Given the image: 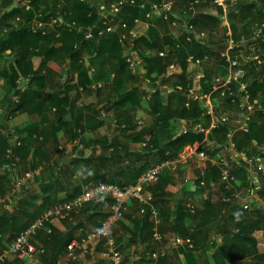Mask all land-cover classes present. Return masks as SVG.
Returning <instances> with one entry per match:
<instances>
[{
  "label": "crops",
  "instance_id": "1",
  "mask_svg": "<svg viewBox=\"0 0 264 264\" xmlns=\"http://www.w3.org/2000/svg\"><path fill=\"white\" fill-rule=\"evenodd\" d=\"M100 60L105 64L109 62L106 58L105 61L102 58ZM97 61L99 58L95 60L84 58L82 63H75L72 66L71 60H66L63 68L65 69L66 63H69V67L75 66L77 71L73 74L69 73V76L65 73L62 76V84H68L70 80H73L76 86L62 89L58 88L56 82L58 78L52 74V70L57 72L59 69L57 63L55 59L49 61L47 67L52 73L46 74L45 80H42L44 86L39 90L43 93L41 99L36 97L37 90L33 87V93H31L33 99L30 102L32 105L28 107L31 108V113L27 116L28 122H0V250H3L22 230L32 224L42 212L55 203L66 200L77 188H83L84 181L91 178L93 181H115L121 185L130 183V174L133 170L130 154L146 153L143 149L145 145L143 141L134 142L129 134L124 133L128 130L126 124H121L120 127L114 124L115 118L120 117L119 112L126 110L129 104H126L127 106L123 109L116 108L114 105L113 108L109 105H102L99 108L100 104H97L99 95L104 94L101 89L108 84L105 78L100 75L102 80L92 82L91 85H86V88L82 85L80 70L84 68L89 79H93L94 75L100 71L95 64ZM138 69H141V73L146 70L143 65ZM126 72L130 73L128 68ZM117 75L120 76V73L113 71L110 81ZM111 84L108 85L111 86ZM54 85L57 87L53 88ZM108 92L114 93L112 90ZM87 94L91 96L89 99H85ZM56 98L61 101L63 98H68V101L62 102V104H68L64 106L61 104V107H58ZM75 98L80 102L89 100L90 104L87 105H92L94 109L91 112L82 110L83 126H86L87 119L88 122L89 120L95 122L94 116L99 119L101 111L107 112L104 115L106 122L93 131L85 129L78 140L65 145L63 142L67 141L70 131L77 125L80 114L75 120V126H71L68 124L72 122L71 114L63 108H70ZM53 112H57L58 115H54ZM1 118L3 117L0 116ZM96 122L99 121L96 120ZM67 128L70 131H67ZM209 133L205 134L201 143L185 148L177 160L165 162L160 180L146 188V196L154 202L153 205L159 212L160 232L167 238L180 236V234L187 235L188 239L192 240L193 246L171 250L168 244L166 248L155 244L152 238L153 223L151 222L153 225L151 230L143 229L139 205L131 202L124 219L116 227L117 241L119 249L125 256V264H154L151 260L148 261L147 257L160 250H165L169 258L171 255L176 256L179 264H245L251 261L250 254L245 259L230 261L224 258L222 263L220 259L223 258L213 259L211 251L207 248L208 242L211 243L212 239H216L215 244L220 245L222 237L228 240L227 238L238 236L240 229L243 230L242 238L246 233V237L252 236L257 240L258 243L254 248L255 256L264 255V201L259 200L254 191L251 190L249 193L245 191L242 178L249 174L255 184L259 183V178L255 174L254 158H249L246 153H237L232 149L217 150L216 143L209 138ZM13 135L18 136L21 146H15L9 155V145L12 146ZM84 136H87L85 137L87 140L91 138L88 141L94 144V150L84 156V159L88 160L82 163L81 160L71 158L69 154L82 148L81 137ZM7 137H9L8 141ZM113 143L117 145H112ZM103 145L111 147L103 149ZM201 147L206 150L207 161L205 162H201L198 158ZM226 156L245 164L243 167L240 165L243 170H237V167L232 166V170L236 172L235 188L222 183L219 178L221 171L218 162ZM57 157H61L60 163L55 162ZM37 163L40 164L39 167ZM202 166L207 170V176L211 182L206 187H200L196 181L198 169ZM235 189L245 194V199L234 204L223 205L220 196L231 195ZM247 196L249 201L246 200ZM190 203L195 206L198 214L193 218H186L183 208L188 207ZM246 203L249 206L248 210L243 209ZM86 209L74 213L68 220L56 221L53 224L52 241L68 236L75 239L79 237V229L87 233L96 230L104 218L101 214L107 215L108 212L107 208L96 209L95 212L91 210L86 212ZM177 213L182 216L178 222L176 221ZM79 224L82 227L78 226ZM248 228L250 230H247ZM46 241L50 242L45 233L41 232L36 243L38 246L47 248L50 253V245ZM252 248L249 243H232L227 246V253L231 256L241 249L253 250ZM103 249V246L92 248L90 254L84 258L66 264H105L101 259ZM181 249H193L192 257L186 259L180 252ZM6 264L54 263L47 255L34 261L10 259Z\"/></svg>",
  "mask_w": 264,
  "mask_h": 264
},
{
  "label": "trees",
  "instance_id": "2",
  "mask_svg": "<svg viewBox=\"0 0 264 264\" xmlns=\"http://www.w3.org/2000/svg\"><path fill=\"white\" fill-rule=\"evenodd\" d=\"M113 1L114 0H111V2ZM127 1H128L127 5L123 7V10L119 15V17L115 19V23L117 24L125 23L128 25V28L130 30L132 29L131 26L133 19H137L144 24L145 23L149 24L150 22H152L151 19L152 17H147V15L152 13V8L154 5H161L164 0H127ZM173 1L176 4L180 3L183 4L185 7L189 8L190 6H193L191 4H195L198 0H173ZM2 2L8 4V8L5 13V16L9 18H14L16 20L18 19L19 23L15 28L10 30L9 36H7V38L1 44V48H0L1 50H5L8 47H16L18 50H20L21 53H27L28 51L29 52L37 51V53L44 58L45 63H48L49 61H52L55 58H61L64 60H71L72 66L75 63H82L81 61H83L84 58H90L91 60H93L96 56L104 57L108 53L113 52L115 54H120L122 52L123 43L120 40V36L118 32L117 33L111 32L99 36V32L101 30L106 29V26H104L103 24L105 21L101 16L100 10H97L96 8L91 6L88 0H72V2H70V0H64L63 8H57V6H53L49 14H46L44 19L42 20L36 19L37 16L35 15L33 9L32 10L29 9L28 11L22 12V10L18 6L12 9L13 5L15 4H13L11 0H0V3ZM10 9L12 10L9 11ZM174 9L176 10L177 7L175 6ZM126 15H130L132 18L128 20L127 17H124ZM21 16L22 18H20ZM56 16L57 19H59L60 26H57L56 29L54 28L52 32H46V30L44 29L45 34L43 35L42 31H38L35 33L32 31L31 25L33 22L37 21L46 24L48 20L51 21ZM152 16H156L159 21L163 20L162 15H157L154 13ZM57 19H54L56 24L59 23ZM216 19L217 18L212 15L206 16L205 14H200L199 16H192L188 20L183 21L182 23L179 24L181 27L182 25H186L187 27L184 31L185 33H183V37H181L183 43L176 40V38L170 37L169 40L167 41V44L169 45L170 48L169 53L167 52L168 54H166L165 57H158V61L156 62H154L155 61L154 57L145 58L141 56V58H143L142 65L147 69L148 77L153 82L151 84L152 86H155L154 82L157 81V78L159 77L158 75L164 73L170 65H174L175 74L177 73V78H178L177 87L168 97L166 104H164L162 101L160 91H156L154 96H152L150 100L151 107L148 113V115L151 118V122L140 132V134H138L139 136L133 138V141L137 143L143 141L145 138H148L147 143L148 145H151V148L146 149V153L143 155H137L135 153L130 154L133 160V170L132 173L130 174V180H131L130 183L126 185H121L120 183H117L115 181H106V180L91 181L90 178L86 180L88 181L86 184H88L89 182L110 183V184L118 185L121 188H126L129 184L130 185L134 184L139 178V176L142 173L149 170L150 168L162 166L167 161L177 160L179 154L182 153L185 148L194 147L196 144H199L203 141L204 133L202 132H195L193 129H189L188 131L184 130L186 131V133L184 134H179L177 136H170V130L172 128L174 120L186 121L188 123L198 124L202 119H207L208 121L212 119L211 115L208 113V110L205 107H203L201 103L205 100L206 96L211 95V98L213 99L215 96L219 95V93H221L222 91L214 92L213 91L214 86L212 84L206 85L203 83L199 92H197V94H199L203 98V100L200 99L195 100L192 96H190L189 90L192 89L191 71L195 67V65L194 63L189 62L188 58L189 56H193L194 61L198 59L204 60L205 58L209 59L212 55L213 49L208 43L203 42L202 40L192 39V41H190L187 39L189 38L188 34L193 35L194 38L197 34L203 32L204 27H206L208 24H213L214 22H216ZM176 21L177 20L173 17V15L172 16L170 15L169 20L167 22L168 25L172 27L174 22ZM2 25L3 27L4 25L5 27H10L9 24L5 22V20L0 21V29ZM88 29H92L93 36L91 39H85V34L87 33ZM79 30L81 31L79 32ZM175 30H177V28ZM178 31L180 33L183 32L182 28L180 27L178 28ZM234 34H235V41H238L239 40L238 36H236L235 32ZM156 36L157 35H155L154 30H151L150 28L149 32L147 31L145 34L140 35L135 40L136 48L142 45L144 46V49L152 52L156 49L155 47L159 46L160 48L159 50H161L162 52L157 51L156 54L159 55L160 53H164L163 44L160 39L156 38ZM57 44H59V47L56 46ZM160 44H162L161 47ZM23 59H24L23 56L19 54L18 58L16 59V62L18 63L19 66H21V62ZM116 60H117V64L120 66L118 73L120 74L126 73V69L129 68L126 58H119ZM255 64H256L255 62H251L248 65H243L242 67L239 66L238 68L234 69L235 72L241 71L243 75L240 78V81H236L230 86V92H226V94L224 95L228 103L236 101L239 104H242L244 98L248 96L249 102L251 101V103L254 104L255 100L258 99V97L261 95V89L263 87L261 86L262 84H258V80L261 78V76L260 75L257 76L252 82L247 81V77H250L251 74L254 72ZM83 69L84 68L80 70L82 71L80 72V77H81L82 85L85 88L86 85H91L92 82L95 81L97 82L102 80V78L100 77L101 75L100 71H98V73L94 75L93 79H89L88 73ZM17 71L14 70L12 75L10 76L9 85L11 90L14 92V96L20 97L19 103L15 104L13 102L14 106H16V110H22L26 105L28 104L32 105V103L30 102L31 99L33 98L31 97V93L30 94L27 93L28 86L24 93L17 91L18 84L16 82L19 78ZM154 72L156 73L155 77L152 75V73ZM108 78H105V81L108 84L112 83L111 86H113V89H116V84L125 87V81L127 82L131 81L132 84H135L138 80V76L134 74H128V80L125 81L122 80L121 78L117 82H115L114 79L112 81H109ZM43 79L44 76H40L39 74L37 81L39 87L44 86L43 84L44 82L42 81ZM33 80H34L33 78L30 79V82H32ZM241 85H245L244 91H240ZM178 87H181V90H178L177 89ZM113 96L115 97L114 99H117L114 105L116 108L122 107L121 109H123V107L127 106L126 104H129L130 108L133 109L136 106H139L141 102L140 96L138 95L134 87H130L124 92L113 93ZM55 100L58 104L57 106L61 107L63 100L64 102L68 101V98L65 99L63 98L62 101L59 100L58 98H56ZM66 104L68 103H63L62 105L64 106ZM251 106L253 107V105ZM244 113H247V111L245 112L244 109H242L240 113L241 120H242V115ZM120 115L121 112H119L118 116ZM96 120L99 122H96ZM93 121L95 122H90V120L88 122L87 119L86 126H83L82 123L84 122V116L80 114L79 118L77 119V125L72 129L74 136L79 137L81 133L85 131V129H87L88 131H93L104 124V122L97 119L96 116H94ZM126 123H127L126 124L127 128H129L128 122ZM220 124H218V127L216 129H212L209 134L210 140L216 143L217 150H223L227 146H229L230 135H232L231 143L234 145V151H236L237 153H246L247 157L250 158L252 151L250 148L254 144L255 153L253 154L252 157L254 159L256 157H260L264 163V109L263 111L254 110L250 114L249 119L243 122L242 126L244 125L245 128L241 129L243 133L241 138L235 139L236 133L234 132L233 129H231L228 126V124L225 123H220ZM8 138L9 137H7L6 139L7 141ZM112 145H117V144L113 143ZM11 147L12 146L10 144L9 148ZM102 147L103 149H110L111 146L108 145L106 147L103 145ZM226 159L229 162L232 174L236 178V172L234 173V171L232 170V166L237 167V170H243L242 167L245 164L241 161H237L236 159L230 156H226ZM255 174L259 178V183L255 184L254 180H252V178L249 177L248 174L246 177H242L244 180V188L247 193H249V191L251 190L254 191V193H256L257 195V198L261 201H264V173L256 172ZM197 175H198L197 183L199 185L202 178L199 173ZM204 180L207 186L210 185L211 182L209 180V176H207V170ZM82 190L83 188L80 187L77 188V190L74 193H72V195H69L66 200L59 201L54 205L71 200L72 198L81 194ZM110 203L111 200L109 198L105 200L94 201L86 205L85 207L87 208L86 212H88L89 210L95 212L96 209L103 210V208H107ZM183 211H184V216L186 218H193L198 214L196 211L195 214L193 215L190 214L189 209L187 207H184ZM237 215H239V213ZM101 216H104L103 220H105L109 216V212H107V215L101 214ZM181 217L182 216H180V214L177 213L176 221L177 222L180 221ZM78 226L82 227L80 224ZM141 226L143 227V229L144 228L145 229L147 228L148 230L152 229L153 225L149 221L148 215L142 217ZM177 230L178 228L176 227V231ZM247 230H250V228H248ZM41 232H44L48 240L50 241V242L46 241V243L50 245V253H48L47 248H44L46 253L43 256L45 257L48 255L50 259H52L53 263L56 264L59 257L65 254L68 244L74 238L72 236H68L65 238H58L53 242L52 241L53 240L52 238H54L53 229L51 234H47L45 231H41ZM242 233L243 230L240 229V234L238 236H234L233 238H227L228 240H225V238L222 237V242L220 243V245H216L214 242L212 244L208 242L207 248L209 251H211L212 258L216 260L219 258H223L220 259L222 260L221 261L222 263L224 262V258H227L230 261H232L233 259H245L247 255L250 254V251H254V248L256 247L258 242L252 236L246 237V233H244V237L242 238L241 237L243 236ZM180 236H182L183 238H188L187 235L180 234ZM232 243L235 244L249 243L253 247L252 248L253 250L241 249L230 256V254L227 253V246ZM180 252L184 255L186 259L187 258L190 259L192 257L193 249L192 250L181 249ZM168 258L169 257L165 255L164 257H159L157 260H152V259L150 260L154 264H166L170 259Z\"/></svg>",
  "mask_w": 264,
  "mask_h": 264
},
{
  "label": "rangeland",
  "instance_id": "3",
  "mask_svg": "<svg viewBox=\"0 0 264 264\" xmlns=\"http://www.w3.org/2000/svg\"><path fill=\"white\" fill-rule=\"evenodd\" d=\"M13 4L18 6L22 12L28 11L29 9H33L35 12V15L37 16V20L44 19L46 14H49L50 10L53 8V6H57V8H63L64 7V0H11ZM72 2V0H70ZM89 4L96 8L97 10H100L103 8H108L109 3L111 0H88ZM172 3L173 10L172 12L177 16V21L175 22L177 27L175 26H169L167 20L163 19L162 21H159L156 16H152V22L149 24L142 23L139 20V23L136 24L137 19H133L132 21V29L136 32H139L140 35L145 34L147 31L154 30V33L156 38L160 39L163 48H164V55L169 53V45L167 44V41L170 37L176 38L179 42L183 43L182 38L183 33H185V29L187 28L186 25H182V27L179 25L183 21L188 20L192 16H199L200 14H205L206 16L212 15L216 17V22L213 24H208L206 27H204L203 32L197 34L194 38L193 35L188 34V39L192 41V39L202 40L203 42L208 43L213 51L211 57L202 63L200 66L194 67L191 71V77H192V89L189 91H193L195 93L199 92L202 84H212L215 86L223 87L230 81L229 87L235 82L234 79L231 78V76L234 78V69H231L230 61H236L239 66L248 65L251 62H255V68L254 72L251 74L250 77H247V81L252 82L257 76H261V78L258 80V84H262L263 87L261 89V95L258 97V99L255 100L254 104L251 103V101L248 103L253 105L252 112L254 110H261L264 109V0H198L195 4H191L193 6L185 7L183 4L175 3L173 0H164L162 4L166 3ZM161 4V5H162ZM180 4V5H179ZM177 7L175 10L174 7ZM8 4L7 3H0V21L5 20L7 24H9L10 27H3L1 26L0 29V48L2 42L9 36V32L11 29L15 28L17 24L19 23V20L14 18H9L5 16V13L7 11ZM158 15V14H157ZM124 17H127L128 20H130L132 17L130 15H126ZM22 18V16L20 17ZM57 19V16L54 18ZM52 19L51 21L48 20L46 22L45 30L46 32H52L54 28L56 29L57 26H60L59 19L57 21L59 23L56 24V22ZM35 22L32 23V25ZM31 25V26H32ZM148 25V26H147ZM182 28L183 32H179L178 28ZM177 28V30H175ZM261 31V32H260ZM38 32V31H36ZM120 33V31H118ZM238 36L239 40L235 41V34ZM257 32V33H256ZM35 33V32H34ZM87 34V33H86ZM85 34V35H86ZM86 39V38H85ZM232 41L235 42L232 43ZM123 43V49L120 54L115 53H108L104 57H98L96 56L94 58H99V61H97L95 64L100 65V72L103 78H108L110 81L112 79V72L116 71L118 72L119 65L117 64V60L119 58H126V56L129 55L128 53V43ZM160 44V47L162 46ZM58 47V44L56 45ZM43 48V47H42ZM156 49L152 52L147 51L144 49V46L140 45L138 48H136L135 45V51L140 60H143L141 56L145 58L154 57L155 61H158V57H161V53L159 55L156 54L159 50V46L155 47ZM233 49V50H232ZM166 51V52H165ZM162 52V51H161ZM168 52V53H167ZM19 54L23 56V60L21 62V66L18 65L16 62V59L18 58ZM103 59L105 61L109 60L108 63H102L100 62V59ZM157 58V59H156ZM55 63H57V67L59 68L56 71L52 70V72L48 69L47 63H45L44 58L37 53V51L33 52H27V53H21L20 50H18L16 47H8L5 50L0 49V112L3 110V113L0 114L3 118L0 119V122H28L27 116L29 113H31V108H28L30 105H26L22 110H16V106L13 104V98L14 94L13 91L10 88L9 80L10 76L12 75L13 71H17L18 73V80L17 84L21 82H27L28 85V91L27 93H33V87L36 88V97L38 99L42 98V92L39 91L40 87L38 86V77L44 76L46 78V74L52 73L54 77L58 78V81H56L58 84V88L62 89L65 88H74L76 86L75 83H73V80H70V83L62 84V76L66 73V75L69 76V73L73 74L77 71V67H69V63H66V68H63V65L65 64L64 59L61 58H55ZM70 65H72L70 63ZM57 69V68H56ZM146 69V68H145ZM130 71L129 74H133L130 68H128ZM140 70V72H139ZM21 72V73H20ZM45 72V73H44ZM146 72V73H145ZM145 72L141 73V69H137L136 76H139L137 82L135 84H132L131 81L127 82L125 80H128L127 72L117 75L116 78H113L115 82H117L120 78L125 81V87L119 86L116 84V89H113L110 85L106 84V87H103L102 92L104 94L99 95V100L97 104L99 105V108L103 105H109L113 108V105H115V102L117 99H114L113 93H109L108 90H112V92L115 90L114 93L124 92L125 90L129 89L130 87H134L136 89V92L140 96V105L136 106L135 108L131 109L130 106L126 108V110L121 112V115L119 118H115L114 124L119 127L121 124H129V128L127 131H122L125 134H129L131 138H136L139 136L140 132L148 126L151 122V118L148 115L151 107V98L154 96L156 91H160V95L162 98V101L164 103L167 102L168 97L171 95V93L174 91V89L177 87V73L175 74V68L174 70L167 69L164 73L159 74L157 81L154 82L155 86H152L153 83L147 74V69ZM246 72V71H245ZM155 72L152 73V75L155 77ZM233 74V75H232ZM36 77H34V76ZM243 75V74H242ZM152 76V77H153ZM34 79L32 82H30V79ZM66 82V81H65ZM66 84V85H65ZM176 85V86H175ZM57 87L56 85L53 86V88ZM181 90V87H178ZM117 90V91H116ZM94 92H96L94 90ZM91 97L89 94L85 97V99H89ZM77 98L72 101V104L70 108H63L64 110L68 111L71 114L72 122L68 123L71 124V126H75V120L79 114L82 113V110H89L90 112L93 111L92 105L90 104L89 100L86 102L84 101H78ZM212 100V101H211ZM210 102L208 101V98H206L201 104L205 108H213V116L216 121V123H225L228 124V126L234 130L235 139L242 137V131L241 126L243 124V121L240 119V113H241V106L238 102L234 101L231 103H228L225 99V96H223L221 93L219 95L215 96L213 99H211ZM7 108V109H5ZM26 108V109H25ZM96 109V108H95ZM130 110V111H128ZM135 110V111H133ZM88 111V112H89ZM246 112V109L244 110ZM52 112V111H51ZM99 113V120L106 122L104 115L107 114V112ZM125 112V113H123ZM54 115H58L57 112H53ZM242 115V114H241ZM54 116V117H56ZM103 118V119H102ZM113 122V121H112ZM172 128L170 130V136H177L179 135L180 131L183 130H189V129H195L197 127L202 128L204 132H211V126H212V119H202L200 123L198 124H192V123H182L186 121H173ZM74 124V125H73ZM221 125V124H220ZM115 129H119L115 127ZM59 131V130H58ZM67 131H70L69 128H67ZM89 133V132H88ZM83 133H81L82 135ZM210 134V133H209ZM220 134V133H219ZM218 134V135H219ZM85 137H81L82 141V148L80 150H74L71 154V158L75 160H81L82 163L88 160L87 158L84 159V156L87 153H92L94 150V144L91 141H88L90 139H85ZM80 136L76 137L73 134V131H70V134L67 138L66 142H63L65 145H69V143L74 142L78 140ZM64 141V140H62ZM142 142V141H141ZM148 138H145L142 143L145 145L143 146V149L151 148V145H148ZM148 145V146H147ZM251 156L255 153L254 150V144L250 148ZM13 152V151H12ZM137 155H141L138 152H135ZM56 163L61 162V157H57ZM39 163H37V167H39ZM197 176V175H196ZM198 176L196 177V181ZM220 178V177H219ZM92 181V179H90ZM89 180V181H90ZM88 181H84L86 184ZM81 190V189H80ZM223 196H220L221 203L223 204ZM224 205V204H223ZM160 246V245H159ZM148 261L149 256L147 257ZM250 262H246L245 264H264V255L263 256H255L254 251H250ZM166 264H179L178 259L176 256L171 255L170 259Z\"/></svg>",
  "mask_w": 264,
  "mask_h": 264
},
{
  "label": "built area",
  "instance_id": "4",
  "mask_svg": "<svg viewBox=\"0 0 264 264\" xmlns=\"http://www.w3.org/2000/svg\"><path fill=\"white\" fill-rule=\"evenodd\" d=\"M127 0H114L110 3L108 8H101V16L104 19V26L106 29L101 30L99 32V36H102L107 33L111 32H118L120 36L121 42L128 43V53L129 55L126 56V61L132 73L136 75L137 69L139 66L142 65V60H140L135 51V40L140 36L139 32L134 31L133 29L128 28V25L117 24L115 23V19L119 17L121 14L123 7L127 5ZM133 3V2H131ZM173 5L172 3L168 2L162 5H154L152 8V13L148 14L147 17H152V15L158 14L162 15L163 19L169 20L170 15L177 19V16L172 12ZM139 21H136L138 24ZM148 26V25H147ZM173 26L177 27L176 23L174 22ZM46 25L43 22H37L31 26L32 31H42V34H45ZM93 36L92 29H89L87 34L85 35L86 39H91ZM232 43H234L232 41ZM161 57H165L164 53L160 54ZM193 56H189L188 61L194 63L195 67L200 66L202 63L207 61L208 59L205 58L204 60H193ZM231 69H235L238 66L236 61H230ZM171 70H174V65H170L168 67ZM241 71H234V78L231 76L234 81H240L242 77ZM233 75V74H232ZM65 81V80H64ZM230 81L224 85L223 87L215 86L214 92L222 91L221 94L224 96L226 92H230ZM28 83L21 82L18 83L17 91L24 93L27 89ZM180 90L179 88H177ZM245 90V85H241L240 91ZM189 95L192 96L195 100L203 98L193 92L189 91ZM208 98V101L211 100V95L206 96L205 99ZM248 96L244 98L242 104H240L241 109H246L247 113L242 115L243 122L249 119L250 114L252 113L253 107L248 103ZM19 96H14L13 102L15 104L19 103ZM208 113L212 117V129H216L218 127V123H216L214 116H213V108H206ZM244 126V125H243ZM241 129H244V127ZM195 132H202L208 134V132H204L202 128H195ZM186 133L183 131L181 134ZM13 143L12 147L10 148L9 155L12 153V149L14 147L21 146V143L18 139V136L13 135ZM232 135H230V145L226 147V149L234 150V145L231 143ZM198 158L201 162L207 161V154L206 150L201 147V150L198 153ZM255 164V171L257 173H264V163L260 157H256L253 161ZM218 166L220 167V181L231 188H235L234 184L236 182L235 176L232 174L229 162L226 158H222L218 162ZM164 170V165L152 167L146 172L142 173L137 181L127 186L126 188H121L118 185L110 184V183H93L89 182L83 187L82 193L77 195L76 197L72 198L71 200L58 203L53 207L45 210L42 212L36 220L30 224L26 229H24L11 243H9L3 250H0V264H6L10 259L18 260V261H34L39 257L45 255L46 251L43 247L38 246L36 243V239L38 234L41 231H45L47 234L52 233L53 224L56 221H65L71 218V216L82 210L86 207V205L94 202L105 200L109 198L111 203L107 207L109 212V216L103 220L100 226L91 232L84 233L83 229H79V237L73 239L67 246V250L65 254H63L57 260L56 264H66V263H73L76 262L88 254H90L92 248L97 246H103L104 249L101 253V259L105 264H125V256L119 249V245L117 242L116 236V227L121 222L129 208L131 202H135L139 205V213L141 217L146 215L149 216V221L153 223V234L152 238L155 244H158L164 248H166V244H168L171 250H178L181 247L187 246L191 248L193 246V242L191 239L182 238L180 236H173L171 238H167L166 235L162 234L158 228L160 225L159 219V212L154 207L152 200L146 196V188L151 184H155L158 182L162 172ZM199 174L202 178L199 186L206 187L207 184L204 180L206 175V169L202 166L198 169ZM245 199V194L236 189L233 191L231 195H227L223 198L222 202L225 205L234 204L236 202L242 201ZM247 201L249 198L247 196ZM190 214H195L196 208L193 204H189L188 207ZM244 210H248L249 206L246 203L243 206ZM213 242L216 243V239H212ZM217 245V244H216ZM166 255L165 250H160L157 252L152 253L149 255V258L152 260H157L159 257H164Z\"/></svg>",
  "mask_w": 264,
  "mask_h": 264
},
{
  "label": "water",
  "instance_id": "5",
  "mask_svg": "<svg viewBox=\"0 0 264 264\" xmlns=\"http://www.w3.org/2000/svg\"><path fill=\"white\" fill-rule=\"evenodd\" d=\"M15 7H16V5H13L12 9L15 8ZM12 9H10L9 11H11Z\"/></svg>",
  "mask_w": 264,
  "mask_h": 264
}]
</instances>
